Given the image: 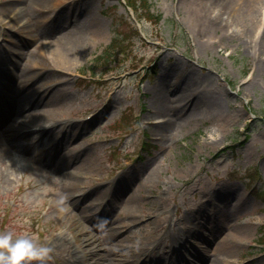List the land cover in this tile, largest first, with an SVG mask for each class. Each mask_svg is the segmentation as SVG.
<instances>
[{"label":"rangeland","instance_id":"1","mask_svg":"<svg viewBox=\"0 0 264 264\" xmlns=\"http://www.w3.org/2000/svg\"><path fill=\"white\" fill-rule=\"evenodd\" d=\"M10 1L13 6L18 3ZM65 1L66 4L73 2L62 6V13L65 12L63 22L67 18L73 19L79 10L83 14L92 13L103 22L97 31L89 28L87 21L81 22L79 30L88 39V45L76 53L70 68L60 69L58 73L67 79L58 94L62 95V91L69 94L67 116L78 122L76 135L67 147L74 144L77 151L87 150L96 166L95 171L80 178L76 195L90 186L97 189L79 205L65 208L57 203L55 197L64 178L56 169L63 166L64 174L68 175L67 171L74 169L76 164H64L62 152L65 144L58 142L62 139L60 134L44 135L36 139L28 151L16 153L12 160L0 164V230L33 233L52 249L47 264H72L70 257L62 256L60 249L58 236L64 234L74 245V254L80 255L84 264H90L93 259L88 258L87 249L81 252V247L76 244H82L86 229L93 226L86 218L80 217L78 210L85 209L89 216L94 215L106 224H128L122 226L125 245H137L151 235L154 225H145L147 214L157 212L168 229L182 221L186 211L193 210V217L199 215L206 224H213L223 234L229 230L233 232L235 224H248L247 231L238 235V249L231 260L237 264H264V249L258 244L264 224V202L255 194L256 188L264 186V72L256 71L257 59L262 56L257 46L246 44L238 33L223 42L197 35L190 14V0H150L153 12L162 13L163 19L154 25L145 18L140 35L133 30L135 35L128 52L133 51L130 59L136 56L133 62L141 67L127 73H108L103 78L96 76L90 85L88 79L79 84V73L87 72L94 56L112 37L130 30V22L126 19L129 11L122 0ZM29 12L34 17V13ZM260 19L254 28L256 35L263 29L264 13ZM53 29V26L43 25L33 31L29 25L30 34L37 35L41 48L46 51L52 39L48 31ZM231 30L230 35H234L236 26L233 25ZM11 32L6 29L0 53L9 48L10 36L16 35ZM35 44L37 41L30 42L28 47ZM126 65L121 72L131 66L130 63ZM193 71L203 80V85L198 86L202 95L206 98L211 93L224 95L222 118L212 106L214 119L192 120L189 126L175 128L171 137L166 136L165 130H154L150 121L169 117L173 121V118L170 114L154 112L153 94L161 90L163 82L189 81L187 75ZM249 82H254V86L245 90ZM89 113L92 116L85 121L84 117ZM124 113L129 121L115 127ZM221 149L224 152H220ZM114 151H117L116 156ZM39 158H47L51 164L39 168ZM6 164L12 177L8 182L2 178ZM118 178L120 181L116 185ZM111 182L117 190L124 192L115 198V202L104 205L100 189ZM191 184L196 187L190 188ZM160 193L166 198L165 207L161 200L149 201ZM130 195L133 196L128 204L126 201ZM208 197L213 198L215 205L208 202ZM223 214L230 215V218L224 220ZM187 222L180 228H185ZM195 228L202 230L203 226ZM102 232L104 230H95V233ZM186 237L185 243L179 247L183 256H176L169 244L164 246L162 243L155 250L153 264H200L198 259H186L184 255L189 256V249L201 246L202 240L190 229L186 231ZM209 249L213 250L211 246ZM124 258L129 264H139L137 260H131L127 252Z\"/></svg>","mask_w":264,"mask_h":264},{"label":"bare ground","instance_id":"2","mask_svg":"<svg viewBox=\"0 0 264 264\" xmlns=\"http://www.w3.org/2000/svg\"><path fill=\"white\" fill-rule=\"evenodd\" d=\"M9 1L1 2L0 18L1 21L11 23L8 28L12 29L11 34L16 32L18 37L11 35L9 48H4L5 51L0 53V91L2 96L0 100V164L6 160H12L16 153L28 151L30 145L44 135L48 136L54 132L57 135L60 134L62 139H59L58 142L65 144L62 152V157L65 159L64 164L66 166L76 165H74V169L68 171V175L63 173V166L57 169L58 175L64 178V181L55 199L60 206L63 204L65 208L70 205H79L81 200L93 193L97 187L92 186L80 196H75L76 186H80V178L95 171L96 166H94L93 159L87 150L82 148L77 151L74 144L67 147L76 135L75 132L78 128L76 127L77 122L74 123L67 118L69 106L66 103L69 94L66 91H62V95L58 94L62 90L60 87L67 81L66 78L58 76V73L61 72L60 69L70 68L74 63L76 53L88 45V39L85 35H81L82 31L79 30L81 22L87 21L90 25L89 28L95 31L102 26L103 22L94 17L92 13L83 14L80 10L74 13L73 19L67 18L63 22L65 12L62 13V6L65 7V0H16L18 2L15 3L16 6L11 5L12 3ZM72 2L70 1L66 5L72 4ZM190 4V14L197 35L204 36L210 41L218 38L220 42H223L232 39L238 33L239 38L246 44L254 43L257 46L262 56L257 59L256 71L264 72V26L258 35L254 32L256 31L254 29L256 22L261 20L260 15L264 13V0H190ZM30 10L34 13V17L30 16ZM50 11H53L54 14H48ZM11 14L13 15L9 17ZM81 16L82 19L79 20ZM69 23L72 24L70 27ZM29 25L32 26L33 31L39 26H53V31H48V36H52L48 51L41 48L36 34H30ZM233 25L236 26V33L230 35ZM34 41H37V44L28 47L29 43ZM187 78L191 82L187 80L163 82L161 90L153 94L154 112L163 115L170 114L173 121H170L169 118L149 123L154 130L155 128L165 130L168 137H171L175 128L189 126L192 120L202 122L209 118L214 119L215 115L211 111L212 106L217 109L221 118L225 113L224 95L211 93L206 98L198 90V86L203 85V80L198 74L193 71L188 73ZM249 86H254V82L246 84L245 90ZM203 87L200 90H203ZM182 102H184L183 105H181ZM147 119L150 120V117ZM154 133L152 132V134ZM37 160L39 168L51 164L47 158ZM2 178L4 182L12 179L11 169L7 164L2 170ZM123 178L127 179L128 177ZM120 179L116 185L119 184ZM195 187V184L190 186V188ZM114 188L115 184H108L100 189L102 190L101 199H109L108 205L112 201L115 202V198H119L124 192L122 189ZM209 193L207 194L209 195ZM132 196L127 198L126 203L130 204ZM156 200H161L165 207L166 198L162 193L157 195L156 199H149L153 202ZM207 200L215 205L212 197H208ZM202 204H206V202L202 201ZM188 212L189 210L184 215ZM77 213L80 217L86 218L96 231L104 230L102 233H95L94 229L87 228L82 241L83 247L91 246L93 251L103 253V260L100 264H128L124 258L126 252L132 259L141 256L148 258L149 255L146 252L152 249L151 245L154 243L167 245L171 241L173 254L178 257L183 256L179 247L173 245L182 238L179 224L167 229L164 221L155 215L156 212L147 214L148 218L144 220L146 226L154 225L156 232L146 237L139 247L131 244L124 245L126 237L121 236L119 226L111 223L106 224L104 220L90 217L85 209H80ZM222 216L224 220L230 218L228 214ZM103 222H105V226L101 227ZM247 225L235 224L233 232L229 230L223 234L218 227L206 224L205 219L198 216L194 224L188 226H191L190 232L196 234L203 244L189 249V256L184 255V257L190 260L196 258L200 264H237L232 262L231 256L238 249V235L247 231ZM195 226H203V229L199 230ZM208 231L209 233H207ZM111 238H114L112 242H110ZM166 239H169V243H165ZM210 246L214 252L209 249ZM60 249L63 252L62 256H68L73 264H79L77 257L71 255L69 251L71 248L67 246L64 237L61 239ZM142 264L152 263L144 259Z\"/></svg>","mask_w":264,"mask_h":264},{"label":"clouds","instance_id":"3","mask_svg":"<svg viewBox=\"0 0 264 264\" xmlns=\"http://www.w3.org/2000/svg\"><path fill=\"white\" fill-rule=\"evenodd\" d=\"M51 252L33 233L0 230V264H47Z\"/></svg>","mask_w":264,"mask_h":264},{"label":"trees","instance_id":"4","mask_svg":"<svg viewBox=\"0 0 264 264\" xmlns=\"http://www.w3.org/2000/svg\"><path fill=\"white\" fill-rule=\"evenodd\" d=\"M138 0H129V2L135 7V9H136V12H137V14L138 15H141V12L140 11H138V8H139V6H140V3L142 2V4H143V6H147V2H146V0H141L140 2H137ZM148 11V10H147ZM149 13V12H148ZM149 16H152L153 14L152 13H150V14H148ZM156 18L157 19H159L160 18V16H156ZM115 42V41H114ZM116 45V44H115ZM115 48V46L114 45H111V46H109L107 49H105L104 51H103V54H101V55H99V57L97 58L98 60H100L101 58H110V59H112V57H113V55H114V53H113V49Z\"/></svg>","mask_w":264,"mask_h":264}]
</instances>
